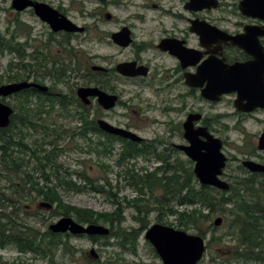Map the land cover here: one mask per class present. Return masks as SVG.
<instances>
[{
  "label": "flooded vegetation",
  "instance_id": "af4514ba",
  "mask_svg": "<svg viewBox=\"0 0 264 264\" xmlns=\"http://www.w3.org/2000/svg\"><path fill=\"white\" fill-rule=\"evenodd\" d=\"M12 1L17 16L13 26H27L28 31L7 27L0 32V46L14 45V69H30L27 79L14 82L28 81L37 87L24 89L4 101L21 98L24 91H30L39 105L43 100L61 102L68 110L78 102L83 140L94 143L99 156L105 157H110L119 144L121 152L115 164L126 167L119 173L124 174L126 182L191 183L222 197L264 194L256 188L264 186V19L244 13V0H94L99 8L88 13L89 17L120 21L116 29L98 32L96 43L104 42L120 58L115 54L102 59L101 54H95L92 78L77 73L76 83L66 77L75 65L81 66L76 53L87 27L77 20L86 17L85 0H29L32 4L21 10L13 8ZM111 9L125 15H115ZM51 11L58 13L57 19L70 21L73 30H54L42 17ZM102 60L109 63L105 66ZM38 70L43 72L39 74ZM52 71L62 74L54 76ZM231 80H237V89L230 88ZM89 88L97 89V94L89 96L87 103L78 91ZM18 115L11 117L16 124L15 141L27 144L33 139L38 143L27 144L33 151L30 161L51 155L54 145L64 141L63 126L62 134L52 142L51 137L40 134L53 135L48 127H24ZM101 122L140 139L110 133ZM9 127L0 131L8 130L10 135ZM86 131H92L93 139L87 138ZM221 157L225 165L218 178L228 184V190L203 185L197 174L198 159L217 162ZM2 179L10 180V176ZM51 180L48 173L17 176L18 192L25 188L24 199H6L5 192L15 188L7 185L1 190L5 196L2 202L6 203L0 206L19 211L23 204V209L31 212L36 205L50 212L53 207L49 206H54L50 202ZM164 189L162 186L159 190L164 193ZM1 213L5 217L6 212ZM53 222V217L47 216V228L39 232L40 238L48 236V243L55 234L51 230ZM96 241L91 244L96 245ZM136 243V248H127L133 257L139 239ZM145 243L163 264L151 243Z\"/></svg>",
  "mask_w": 264,
  "mask_h": 264
},
{
  "label": "rangeland",
  "instance_id": "374dc122",
  "mask_svg": "<svg viewBox=\"0 0 264 264\" xmlns=\"http://www.w3.org/2000/svg\"><path fill=\"white\" fill-rule=\"evenodd\" d=\"M85 6V13H87L86 17L77 20L79 24L87 27V33L82 37V40H84L83 44L80 46L79 53H76L77 59L80 61L81 66L75 65L74 68L76 69L74 71L67 72L68 76L66 77L67 81L73 83H76L78 81L77 73L81 75L86 74V79L92 78V76L90 75L93 74L92 66H94L95 64V54H101V56H103L102 59L112 57L115 54L118 55L117 52H113L110 48H107L104 42L100 45H97L96 37L99 35L98 32H101L103 30L116 29V25L119 26L120 21H118L117 23H111V21L105 20L104 16H102L100 19H95L94 16L89 17L88 13H93L94 10L99 8L94 0H85ZM109 11H114L115 15H125V13L120 10L111 9ZM16 19L17 16L14 10H12L11 8V0H0V31L4 32L7 27H10L11 31H14L15 28H17L21 32L28 31L27 26H23L22 28H20L19 26L16 27L15 25L13 26V24L16 22ZM25 19L28 18L25 17ZM37 24L40 28L41 25L39 23ZM10 40L11 39H8V41ZM118 58H120L119 55ZM14 60L15 54L10 53L3 46H0V80L2 81L1 85L27 79L30 72L29 68H27L26 71L16 70L14 68L12 70L10 69L14 66ZM107 63L109 62L102 60L103 65L106 66ZM38 72L39 74H41L43 71L38 70ZM19 98L20 97H11L7 99V103H9L14 109L15 115L13 116V119L15 118L16 114H19L18 116H21V111L15 110V105L18 104ZM39 102L40 101L35 102L34 100H31V102H29V107L34 109V107L39 104ZM45 107V109L50 110V104H46ZM78 107L81 108L79 103L75 101L73 105L69 106L68 110L63 111L58 104L54 109L55 111H53L52 113L40 114L41 117L45 119V121L43 122L44 126L48 127L51 134L53 135H45L44 132L43 134H40L48 139H50L51 137L50 140L54 142L57 137V133L61 132L60 128L61 126H63L64 130L66 131L65 139L63 142H60L59 145H54L55 148H63V152L57 158L58 164L62 167L58 174L64 180L70 181L73 184H76L78 187H82L83 191L80 192L77 190H73L64 184L60 186L58 180L56 179L55 171L52 168L45 167L46 172L52 176V184L54 186H58L55 192L59 196L61 204L64 205V207H60L57 205V203H54V206H52L53 208L50 209L49 212V210H41L35 205V210L28 212L23 209V204L19 211L14 209L12 211L11 208H3L0 206V226L3 227L4 225H6L7 229H9L7 233L13 234L14 236H16L17 234L34 236L35 238H37V243L38 240L44 239V241L41 240L44 246L42 248L46 249L47 253L49 254V256L44 257L35 255L32 251L23 252L19 249L20 246L18 242H7V237L5 235H1L0 264H159L160 260H158L153 254L154 252L152 247L145 243L146 240L144 238V235L146 230L143 231V235L139 239L138 251L134 257L131 256V253L129 251H123L120 246H118V240L115 238H111L109 240L100 238L96 241V245L93 246L91 243H94L95 241L93 242L89 239V237H77L73 235L68 237L63 234L57 233L62 238L61 240L64 242V244L60 248L54 249V247H52V244L47 242L48 236H46L45 238L39 237V232H45L44 230H46L47 228V225L45 224V218L47 216L53 217L54 224L61 217H63V213L70 210L68 209L69 207L75 209L92 210L98 213L111 212L115 208V205L112 201L113 195V200L122 203L125 209V219L123 227L128 229H136L140 226L134 219L136 216H138L137 210L126 203V200L131 201L138 198L136 192L138 190L134 187L129 186L128 182H126L125 178L123 177L124 174H121L119 176V173L121 171L124 172V168L126 167H120L115 164V161L119 158L121 146L117 144L116 150L110 157L99 156V152L98 150H96L95 144L92 142H85V140H83V136L81 135L82 133L80 134V128L82 126L80 125V121L77 118V110L79 109ZM62 114L67 117H62ZM37 122L41 121L37 120ZM12 123H14L13 120ZM10 126V133L15 136L14 126L11 124ZM54 130H57L56 135L54 134ZM86 133L88 134L87 138L89 136V138L93 139L92 131H86ZM27 144L33 146L38 143L36 142V140L34 141L32 139L28 140ZM27 144L25 145L27 146ZM31 149H34V147H31ZM19 152L20 151H18L17 153ZM17 153L15 156L18 157V159L20 157V161L16 164L21 166L23 173H41V171L37 169V167H41V165H38L37 161H30L32 159V156L30 154ZM42 165H44V162L42 163ZM3 167L5 168V170L12 174V177L11 180H4L1 178L0 189L3 191V188L5 186L14 185L15 188L11 187V190H9V192H5V194H7V199L10 198L13 201L15 199L23 200L25 197V188H23L24 192L21 191V193H19V188L16 187V182L17 176L25 174L19 173L18 175V172H16L14 168L15 165H13L11 161L3 165ZM5 176H7V174H5ZM94 188H96V190ZM256 188L259 192L264 191V186H257ZM98 189L99 191H97ZM100 189L102 191L104 190L105 193H103ZM144 192H146L147 194L146 198H150V196L153 195V198L151 197L152 202L150 204L141 203L142 205H146L142 207L144 210L153 208V211L150 212L147 221L149 222V225L147 227L148 229L150 226L156 223L163 224L157 221V218L159 216V211H157L159 210V205L155 204L154 200H163L162 196L164 193L160 192L159 189H154L151 191L150 188H145ZM263 195L258 194L255 197L247 198V202L252 205H264ZM219 196L222 198V195ZM2 203L4 204L6 202L3 201ZM217 209L218 211H216L215 213H209L210 220L208 222L200 225L203 230L207 231V250L203 260L201 261V264H264V250L259 251L261 252L259 260L248 259L247 256H250V254L245 253L248 252L245 251L247 245L256 243V240L251 238L253 232H255L256 235L262 236L264 241L263 225L260 223H253L252 225L247 227L248 229H246L245 227L240 228L242 227L240 223L247 220V216L244 213H238L233 205L223 206L219 204L217 206ZM2 211L6 212V218L1 215ZM71 217L75 219L73 215ZM218 217L223 218V223L220 226H216L214 224V221ZM163 219L164 222L168 223L163 225L169 226V223H174L175 225L173 227L179 229V226H177V223L175 222L176 219L174 216H163ZM8 222L9 225L7 224ZM95 224H101L110 228V226L104 222ZM256 229L257 231H255ZM186 232L190 234H196L197 230L191 228L186 230ZM213 235L215 236V239H213ZM107 242L108 244H106ZM242 243L243 245H241ZM45 246H47V248H45ZM92 249H95L99 258H94L91 255L90 251ZM53 250L55 252L54 255H52ZM236 250H238L239 253H243L244 256L242 258L236 259L234 257V253ZM97 260L98 262H96Z\"/></svg>",
  "mask_w": 264,
  "mask_h": 264
},
{
  "label": "trees",
  "instance_id": "16d2710c",
  "mask_svg": "<svg viewBox=\"0 0 264 264\" xmlns=\"http://www.w3.org/2000/svg\"><path fill=\"white\" fill-rule=\"evenodd\" d=\"M1 32V31H0ZM1 43V42H0ZM7 51H9L12 54H15V49L13 44L6 45L4 47ZM16 55V54H15ZM14 68L11 67L12 70ZM26 71V69H23ZM73 68L70 69L72 71ZM12 72V71H11ZM54 76L56 74H62L61 71H52L51 72ZM11 75V74H10ZM12 80V79H11ZM10 80V81H11ZM2 81L0 80V85ZM22 97L19 98L18 104L15 105V110L21 111V125L24 127H43L44 120L41 117L40 114L46 113L50 114L53 111H55L56 105H58L55 101H41V104H37L34 109L29 107V102L33 100L32 94L30 91H24L22 93ZM9 104V103H8ZM50 104V110L45 109V105ZM60 107H62V110L64 111L63 105L61 102H59ZM42 110V111H41ZM42 112V113H41ZM15 114V113H14ZM14 116V115H13ZM77 117V116H75ZM13 118V117H12ZM78 118V117H77ZM13 120V119H12ZM16 120V119H15ZM37 120L42 121V123L38 124ZM14 122V121H13ZM11 125L15 126V122ZM11 127V126H10ZM9 127V128H10ZM5 132V133H2ZM57 130H54V134L56 135ZM62 134L61 132L57 133V136ZM0 179L7 174V176H10V180L12 177V174L5 170L3 165L11 161L13 165H15V170L21 174L28 175L29 173H23L22 168L20 165L16 164L19 163L20 157H16V153L20 151L19 153H26L30 154L32 156L33 151H30V149L24 144L23 140L15 141L14 135L10 133L8 134V130L6 131H0ZM59 145V144H57ZM63 152V149L53 148L51 155H48L47 157H44L43 159L37 157L38 165H41L37 167L41 173H47L45 167L52 168L55 171L56 179L58 180L59 185H66L70 187L73 190L77 191H83L82 187H78L76 184H73L70 181H66L58 174V172L61 170V166L57 162V158L61 153ZM17 153V154H19ZM44 162V165L42 163ZM47 163V165H46ZM129 186L136 188L140 196L134 200H127L129 206H132L137 210V215L134 219L137 221V223L140 225L139 228L136 229H128L123 227L124 223V212L125 209L122 205H120L116 200L114 199V195L112 197V201L115 205V208L111 212L106 213H98L94 212L92 210H85V209H75V208H68L67 212L63 213L62 216H74L75 219L78 222H81L83 224H91V223H99L104 222L110 226L111 233L109 236H95L91 237L93 241L98 240L100 238L109 240L111 238H115L118 240V246L123 251H127L128 246L134 245V248H136V242L140 237L143 235V231L147 229L149 222L148 217L150 212L153 211V208H148L144 210L142 207L146 205L143 204H150L152 202L151 197L153 198V195L150 196V198H146V192H144L145 188H150L151 191L154 189H160L162 186L164 189V194L162 196L163 200H154L155 204L159 205V216L157 218L158 222H161L163 224H168L167 222H164L163 216H174L176 219L177 226H179V229L185 228L183 230H188L191 228H194L197 230L198 235H201L203 237H207V231L203 230V228L200 225L205 224L210 220L209 213H215L218 211L217 206L223 205H233L238 213H244L247 216V220L244 222H241L240 224L242 227L240 228H246L252 225L253 223H260L263 225V232H264V205L261 204H249L247 202V198H242L241 196L236 197L234 195H231L229 197H225V195L221 198L219 195H217L213 190L209 188H195L194 184L191 183H174V182H165L164 184L154 183V182H146L145 180L140 181H128ZM58 186L53 185V189L50 193V202L52 204L57 203L58 206L64 207V205L61 204V200L59 199V196L57 195L56 188ZM96 190V188H94ZM101 190V189H100ZM99 191V189L97 190ZM102 191V190H101ZM105 193V191H102ZM112 195V194H111ZM3 197H5L2 194V191L0 189V203L3 200ZM7 199V197H6ZM250 200V199H249ZM219 203V204H218ZM171 204V205H170ZM142 205V206H141ZM156 210V209H155ZM72 213V214H71ZM142 217V218H141ZM5 218V217H4ZM9 225V222L7 223ZM169 225L174 226V223H169ZM9 229H7L6 225L3 227L0 226V238L1 235H5L7 237V242L10 241H16L19 244V249L23 252L32 251L35 255L40 256H49L46 249H43V244L38 240L37 238L32 236H27L25 234H20L14 236L13 234L7 233ZM257 231V229L255 230ZM260 232V231H258ZM262 233V231H261ZM252 234V233H251ZM214 236V235H213ZM251 238L256 240V243H251L247 245V248L245 249V253H249L250 256H247L248 259L251 260H259L260 259V250H264V241L262 236L256 235L255 232H253V235H251ZM62 238L59 235L54 234L53 240H52V247L54 249L60 248L63 246L64 242L61 240ZM215 239V236L214 238ZM108 244V242L106 243ZM243 245V243L241 244ZM47 248V246H45ZM257 250V251H256ZM55 252L53 250L52 255H54ZM244 256L243 253H239L238 250L235 251L234 257L236 259L242 258Z\"/></svg>",
  "mask_w": 264,
  "mask_h": 264
},
{
  "label": "water",
  "instance_id": "95a60500",
  "mask_svg": "<svg viewBox=\"0 0 264 264\" xmlns=\"http://www.w3.org/2000/svg\"><path fill=\"white\" fill-rule=\"evenodd\" d=\"M29 0H13L12 6L15 9L21 10L24 7L31 5ZM241 9L244 13L261 17L264 19V0H244L241 3ZM49 14V15H48ZM43 20L51 23L54 30L65 29L66 31L73 30L72 23L65 17L57 19L58 13L51 11L50 13L43 14ZM53 15V16H52ZM71 25V26H70ZM94 69V68H93ZM234 70H238V67H233ZM237 77H235L236 79ZM237 80L230 81V88L237 89ZM31 87H37V84L28 81L9 83L0 86V128H6L10 125L11 116L14 113L12 106L2 102V98L12 96L24 89ZM47 89V87H42ZM97 89H79V97L88 103L87 98L89 96H95ZM110 99V98H109ZM111 100V99H110ZM102 127L114 134L125 135L132 138H138L135 134L127 132L123 129L116 128L106 122H101ZM219 151V150H218ZM220 152V151H219ZM218 152V153H219ZM210 158V157H209ZM210 159H198L197 174L203 185H211L223 190H228L227 183L221 181L218 175L221 173V168L225 165V159L221 157L220 161L213 162ZM215 164H213V163ZM218 163V164H217ZM262 169V167H258ZM49 207H52L50 205ZM223 223V219L218 217L214 224L220 226ZM51 230L54 233H71L73 235L87 236H109L111 230L109 227L101 224H88L83 225L74 220L70 216H64L60 218L51 226ZM145 240L149 241L155 248L157 254L163 261V264H198L205 256L207 250L206 239L200 235L190 234L184 230L176 229L163 224H154L146 230L144 235ZM91 255L95 258L98 257L95 249L90 251Z\"/></svg>",
  "mask_w": 264,
  "mask_h": 264
}]
</instances>
